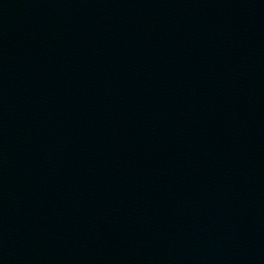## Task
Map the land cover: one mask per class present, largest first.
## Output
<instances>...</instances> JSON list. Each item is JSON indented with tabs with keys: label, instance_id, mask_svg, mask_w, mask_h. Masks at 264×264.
<instances>
[{
	"label": "water",
	"instance_id": "water-1",
	"mask_svg": "<svg viewBox=\"0 0 264 264\" xmlns=\"http://www.w3.org/2000/svg\"><path fill=\"white\" fill-rule=\"evenodd\" d=\"M0 264H264V0H0Z\"/></svg>",
	"mask_w": 264,
	"mask_h": 264
}]
</instances>
